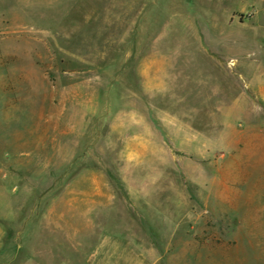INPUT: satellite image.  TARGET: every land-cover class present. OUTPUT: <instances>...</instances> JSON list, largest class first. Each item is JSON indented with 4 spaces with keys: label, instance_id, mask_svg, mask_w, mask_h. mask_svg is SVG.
Returning <instances> with one entry per match:
<instances>
[{
    "label": "rangeland",
    "instance_id": "obj_1",
    "mask_svg": "<svg viewBox=\"0 0 264 264\" xmlns=\"http://www.w3.org/2000/svg\"><path fill=\"white\" fill-rule=\"evenodd\" d=\"M85 168L148 264H264V0H0V264Z\"/></svg>",
    "mask_w": 264,
    "mask_h": 264
},
{
    "label": "crops",
    "instance_id": "obj_2",
    "mask_svg": "<svg viewBox=\"0 0 264 264\" xmlns=\"http://www.w3.org/2000/svg\"><path fill=\"white\" fill-rule=\"evenodd\" d=\"M129 230L110 185L97 170L85 168L49 202L39 227L28 230L18 248L24 264H148Z\"/></svg>",
    "mask_w": 264,
    "mask_h": 264
}]
</instances>
